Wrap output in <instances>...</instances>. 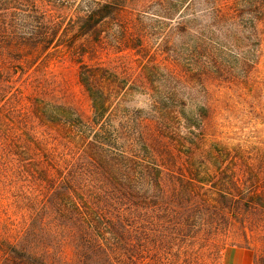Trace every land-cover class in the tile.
Segmentation results:
<instances>
[{
  "label": "trees",
  "instance_id": "trees-1",
  "mask_svg": "<svg viewBox=\"0 0 264 264\" xmlns=\"http://www.w3.org/2000/svg\"><path fill=\"white\" fill-rule=\"evenodd\" d=\"M174 36L177 60L139 74L99 60L109 38ZM263 42L264 0H0V264H221L189 250L235 223L264 230V150L217 140L214 105L192 96ZM62 52L89 114L41 76Z\"/></svg>",
  "mask_w": 264,
  "mask_h": 264
},
{
  "label": "rangeland",
  "instance_id": "rangeland-1",
  "mask_svg": "<svg viewBox=\"0 0 264 264\" xmlns=\"http://www.w3.org/2000/svg\"><path fill=\"white\" fill-rule=\"evenodd\" d=\"M78 4L71 3L68 8L61 7L55 12L64 17L76 14L78 12L76 9L80 8ZM144 23L147 24V20ZM172 39V44H165L167 47L159 48L158 43L153 42L148 49L144 50L138 40L131 41V43L123 40L115 43L113 38H109L104 43L106 45L104 49H100L102 54L99 60L107 66L129 67L134 73L139 74L148 60L164 61L171 52L174 57L172 59L177 60L176 56L182 53L180 47L171 48L170 46L180 45V41L177 36ZM240 44L242 50H248V42L245 40L244 43V38L241 39ZM173 50L176 52L173 53ZM254 50L255 65L246 68L245 66L239 67L238 63L233 62L230 71L221 77L211 67L206 77L192 82L195 86L192 96L199 102H211L214 105L216 112L212 131L217 140L230 147L243 145L245 149L264 150V42L260 46L256 45ZM220 55L228 60L225 55L216 52L217 61ZM84 60L89 61L88 57ZM78 67L69 53L62 52L52 56L50 65L46 66L41 76L45 75L53 81L59 86L61 95L69 97L85 114H89L90 102L78 82ZM245 68L244 76L242 69ZM146 102L144 97L138 95L130 102V105L146 109ZM10 212L13 214L15 210L10 209ZM13 218L17 217L13 216ZM2 219L6 218L2 216ZM241 227L239 223H235L234 227H229L232 229L221 230L220 234L215 235L216 238L211 237L215 238L214 241L209 238L198 240L189 250L193 256L190 260H221V264H255L254 260H259L260 256H264V230L247 231L246 236ZM194 251L198 256L194 255Z\"/></svg>",
  "mask_w": 264,
  "mask_h": 264
}]
</instances>
